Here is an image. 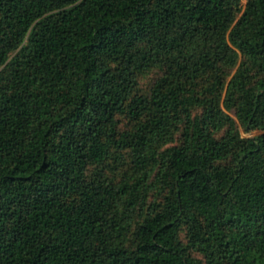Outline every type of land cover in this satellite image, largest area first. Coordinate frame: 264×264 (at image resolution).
Segmentation results:
<instances>
[{
    "label": "trees",
    "instance_id": "obj_1",
    "mask_svg": "<svg viewBox=\"0 0 264 264\" xmlns=\"http://www.w3.org/2000/svg\"><path fill=\"white\" fill-rule=\"evenodd\" d=\"M0 264H264V0H0Z\"/></svg>",
    "mask_w": 264,
    "mask_h": 264
},
{
    "label": "rangeland",
    "instance_id": "obj_2",
    "mask_svg": "<svg viewBox=\"0 0 264 264\" xmlns=\"http://www.w3.org/2000/svg\"><path fill=\"white\" fill-rule=\"evenodd\" d=\"M243 2L245 3L246 0H243ZM149 81V79H146V81L143 82L144 86L147 87L146 83Z\"/></svg>",
    "mask_w": 264,
    "mask_h": 264
}]
</instances>
